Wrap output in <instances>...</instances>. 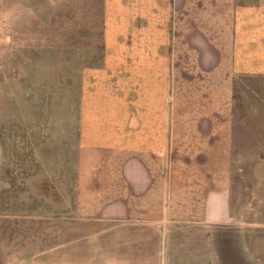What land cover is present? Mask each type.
<instances>
[{
    "label": "rangeland",
    "instance_id": "1",
    "mask_svg": "<svg viewBox=\"0 0 264 264\" xmlns=\"http://www.w3.org/2000/svg\"><path fill=\"white\" fill-rule=\"evenodd\" d=\"M61 1L0 0V264H264V78L236 84L231 221L84 215L75 184L82 89L140 16L52 7Z\"/></svg>",
    "mask_w": 264,
    "mask_h": 264
},
{
    "label": "crops",
    "instance_id": "2",
    "mask_svg": "<svg viewBox=\"0 0 264 264\" xmlns=\"http://www.w3.org/2000/svg\"><path fill=\"white\" fill-rule=\"evenodd\" d=\"M60 3L52 7L141 17L120 49L89 67L76 150L79 210L143 223L231 221L236 84L264 78V0ZM117 39L110 35L108 45Z\"/></svg>",
    "mask_w": 264,
    "mask_h": 264
}]
</instances>
